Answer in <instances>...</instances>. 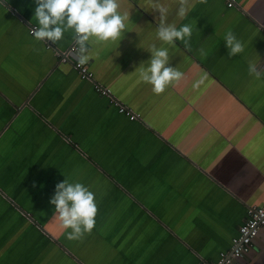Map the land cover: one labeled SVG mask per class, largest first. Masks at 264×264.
Instances as JSON below:
<instances>
[{"label":"crops","instance_id":"1","mask_svg":"<svg viewBox=\"0 0 264 264\" xmlns=\"http://www.w3.org/2000/svg\"><path fill=\"white\" fill-rule=\"evenodd\" d=\"M160 2L169 23L193 26L191 51L164 45L179 84L156 95L134 74L161 46L160 13L145 0H122L133 31L117 49L90 46L86 64L141 115L131 121L30 35L34 0H0V264L215 262L249 207L264 204V82L248 73L250 60L264 68V0L196 3L185 20L175 0ZM228 30L245 44L234 57ZM73 43L65 33L54 46ZM66 179L88 187L98 208L78 241L50 204ZM239 263L264 264V228Z\"/></svg>","mask_w":264,"mask_h":264},{"label":"clouds","instance_id":"2","mask_svg":"<svg viewBox=\"0 0 264 264\" xmlns=\"http://www.w3.org/2000/svg\"><path fill=\"white\" fill-rule=\"evenodd\" d=\"M34 20L38 27L33 28L32 35L37 42L57 44L71 33L72 40L78 46L77 56L80 65L88 63L92 58L90 46L119 47L125 31L130 28V14L122 11V0H34ZM208 0H175L178 5L176 16L185 20L196 3L207 4ZM152 10H157L158 27L155 29L156 40L161 46L151 44L146 50L151 57L141 62L134 74L139 80L152 86V92L160 95L170 86L179 84L184 79V73L177 67L170 66L169 48H175L176 42H181L191 51L193 26L186 23L177 27L175 22H168L169 8L160 0H145ZM228 56L234 57L245 51V44L228 30L224 34ZM199 54L207 55L201 48ZM248 73L257 81L264 82V68L258 67L255 60L248 63ZM203 74L192 87L199 90L207 80ZM55 206L54 218L58 219L63 229H71L69 240H82L85 234H91L96 225L98 212L95 195L88 187L79 182H69L67 179L57 183L55 194L50 199Z\"/></svg>","mask_w":264,"mask_h":264},{"label":"built area","instance_id":"3","mask_svg":"<svg viewBox=\"0 0 264 264\" xmlns=\"http://www.w3.org/2000/svg\"><path fill=\"white\" fill-rule=\"evenodd\" d=\"M233 1L228 4L229 8L233 7ZM38 26H29V33L32 35L33 28ZM33 36V35H32ZM47 48L54 51L55 56L62 64H72L74 70L78 73L80 78L84 81L90 82L95 92L107 99L114 105L118 112L126 116L131 121L141 120V115L135 113L132 109L125 106L115 97L112 90L99 83L94 73L87 64L80 65L77 56V45L73 43L71 47L65 51L58 50L51 42H46ZM264 228V204L261 206L249 207L247 211V218L243 225L239 228L238 235L233 239L232 247L229 251L223 252L217 261L201 260L199 264H240L239 260L245 257L253 248L255 239L258 237L260 231Z\"/></svg>","mask_w":264,"mask_h":264}]
</instances>
